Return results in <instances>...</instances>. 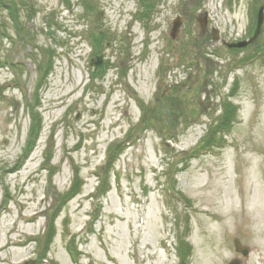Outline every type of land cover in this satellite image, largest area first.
<instances>
[{
    "label": "rangeland",
    "instance_id": "obj_1",
    "mask_svg": "<svg viewBox=\"0 0 264 264\" xmlns=\"http://www.w3.org/2000/svg\"><path fill=\"white\" fill-rule=\"evenodd\" d=\"M26 1L0 8V264H264V19L224 45L264 0Z\"/></svg>",
    "mask_w": 264,
    "mask_h": 264
},
{
    "label": "trees",
    "instance_id": "obj_2",
    "mask_svg": "<svg viewBox=\"0 0 264 264\" xmlns=\"http://www.w3.org/2000/svg\"><path fill=\"white\" fill-rule=\"evenodd\" d=\"M66 3L68 2V0H64ZM158 1L159 0H139V12H138V18H146V20H150L151 16L154 14V12L156 11V8H157V5H158ZM82 2V5L86 8V9H91L92 8V3L90 0H81ZM28 2H24V0H20V1H16V0H0V8H5L8 12V16L10 20H12L13 22H17L16 20V17H17V8L18 6H21L22 4L26 5ZM68 4V3H67ZM1 15V14H0ZM145 23V22H144ZM4 27V22L3 20L0 18V31L2 30V28ZM1 35V33H0ZM111 35L110 33H108L107 31H98L96 30L95 32H91L89 34V40L93 46V51L97 53H100L102 52L103 50V47H105V45H107L110 41H111ZM258 43H255L254 45H256ZM249 45H247L246 47H248ZM260 49H264V44H263V47H259ZM231 51H236L235 49H231ZM1 62V61H0ZM1 64V63H0ZM49 69H47L48 71ZM46 75L44 76H41V80L43 81L44 78H45ZM229 102H226L227 106H228V109L229 111L227 110L226 111V105L223 104V110L221 111V114L219 115L218 117V121L217 123H215V125L213 126V128L211 129V132H210V136L208 137L209 140H213V141H216V139H214V136H215V133L216 131H220L219 129L222 128L224 129L225 127L227 128L228 126L231 125V123H233V118H234V115H235V107L233 105H229L228 104ZM120 150V147L118 146L116 148V150L114 149L112 152L109 153V159L113 160L114 157L112 156H115L114 154H118L116 153V151H119ZM109 165H110V162H109ZM109 169H106L103 173V177L104 179L108 177V171ZM68 196H64V197H61V200L59 202V204L57 203L56 207H55V210H57L58 208H61L65 202H67ZM67 198V199H66ZM57 214L56 212L53 213V215ZM53 236V219L51 218L50 219V222H49V229L47 230V233H46V237H44V251H41V254L39 255V259H38V262L39 263L41 260L40 259H43L45 258L44 255H45V250L47 248V246L49 245V243L51 242V238ZM179 252V251H178ZM179 255H180V252H179ZM73 259L75 261H77L78 259L75 258L73 255H72ZM51 264V263H50ZM180 264V263H179Z\"/></svg>",
    "mask_w": 264,
    "mask_h": 264
},
{
    "label": "water",
    "instance_id": "obj_3",
    "mask_svg": "<svg viewBox=\"0 0 264 264\" xmlns=\"http://www.w3.org/2000/svg\"><path fill=\"white\" fill-rule=\"evenodd\" d=\"M101 17V12L98 13V15L95 17V21L100 19ZM264 19V6L261 5L260 8L258 9L257 12V18H256V24L255 28L253 30L252 35L243 41H238V42H224V45L227 48H243L246 45L252 43L260 34L261 27H262V22ZM203 21V24L201 23ZM182 23V20L180 17H176L172 21V27L170 29V36L175 37V34L177 30L179 29L180 25ZM196 23L199 27L204 28L206 26V18L204 17L203 19H197ZM217 37V33L213 35V39ZM110 60L109 59H103L102 55H95L90 58L89 60V65L93 66V68L96 70L97 74H100L105 66L109 64ZM233 244L235 251L240 253L242 256L246 257L248 254V247L245 245H242L241 242L237 238H233ZM34 261H28L25 264H33ZM228 264H240V261L238 259H232L231 261L228 262Z\"/></svg>",
    "mask_w": 264,
    "mask_h": 264
},
{
    "label": "bare ground",
    "instance_id": "obj_4",
    "mask_svg": "<svg viewBox=\"0 0 264 264\" xmlns=\"http://www.w3.org/2000/svg\"><path fill=\"white\" fill-rule=\"evenodd\" d=\"M251 207H252V206H251ZM251 207H250V208H251Z\"/></svg>",
    "mask_w": 264,
    "mask_h": 264
}]
</instances>
